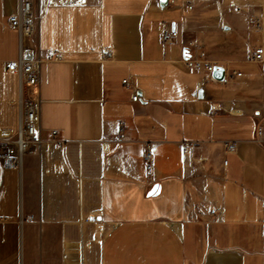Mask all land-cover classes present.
<instances>
[{
    "label": "crops",
    "instance_id": "0c3cea01",
    "mask_svg": "<svg viewBox=\"0 0 264 264\" xmlns=\"http://www.w3.org/2000/svg\"><path fill=\"white\" fill-rule=\"evenodd\" d=\"M19 7L0 0V137L20 123L19 79L7 69L19 56L7 26ZM163 22L178 31L168 44ZM34 46L62 58L41 65L44 143L21 171L0 164V264H264V60L252 57L264 48V0H194L193 10L184 0H52ZM196 51L223 65L224 80L185 64Z\"/></svg>",
    "mask_w": 264,
    "mask_h": 264
},
{
    "label": "built area",
    "instance_id": "2783aa9c",
    "mask_svg": "<svg viewBox=\"0 0 264 264\" xmlns=\"http://www.w3.org/2000/svg\"><path fill=\"white\" fill-rule=\"evenodd\" d=\"M38 0H20L19 10L10 15L8 19V28L15 30L19 34L20 50L16 60L8 62V71L13 72L19 79L21 98H20V123L17 130L7 136L0 137V164L5 168L21 171L23 168L24 158L36 148L42 146L44 141L40 138V111H41V95H40V72L41 65L46 61H58L62 58L61 53L49 50L45 56L37 54L34 46V37L37 32L39 12L50 5L52 0H44L39 3V12L37 11ZM69 6H84L88 4V0H64ZM186 10H193L194 0H184ZM251 23L254 27H260V19L253 18ZM178 36V31L171 28L167 22H163V29L160 33V39L164 44L173 42ZM190 46L199 49L194 41L189 42ZM110 57V54H107ZM253 60H264V48L258 47L253 51ZM185 64L198 72L204 74L205 82L217 81L214 78V70L223 66L220 62L209 59L202 52L189 53L184 58ZM236 75H242L237 72ZM124 84H128V79L123 80ZM139 96H133L134 101H138ZM54 138L58 135L57 130H52ZM256 142L264 147V121L258 125ZM59 143H62L58 140ZM194 144L192 142H184V151H190ZM238 142L236 140L224 142L226 153H233L237 150ZM143 160L148 172L155 168V158L153 144L145 142ZM224 165L228 164V160H224ZM263 251H264V229H263Z\"/></svg>",
    "mask_w": 264,
    "mask_h": 264
},
{
    "label": "water",
    "instance_id": "95a60500",
    "mask_svg": "<svg viewBox=\"0 0 264 264\" xmlns=\"http://www.w3.org/2000/svg\"><path fill=\"white\" fill-rule=\"evenodd\" d=\"M160 3L162 6H165L168 4V0H160ZM224 75H225V69L222 66H219L214 70L213 73L214 78L218 80H224ZM159 190H160V185L156 183L150 190L149 195L156 194L159 192Z\"/></svg>",
    "mask_w": 264,
    "mask_h": 264
}]
</instances>
